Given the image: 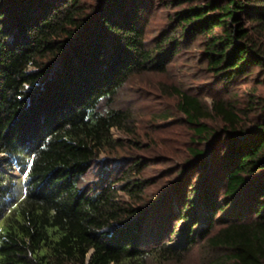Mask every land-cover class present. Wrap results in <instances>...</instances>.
<instances>
[{"label": "trees", "instance_id": "16d2710c", "mask_svg": "<svg viewBox=\"0 0 264 264\" xmlns=\"http://www.w3.org/2000/svg\"><path fill=\"white\" fill-rule=\"evenodd\" d=\"M183 56L191 78L205 73L204 90H224L209 103L185 84L141 87L176 101V113H150L151 144L159 120L190 132L183 178L153 206L146 164L119 156L112 131L142 147L135 104L119 97ZM260 86L264 0H0V165L8 155L23 178L18 197L0 168V264H173L195 244L201 264H264ZM171 214L189 218L180 249L176 231L159 230Z\"/></svg>", "mask_w": 264, "mask_h": 264}, {"label": "rangeland", "instance_id": "374dc122", "mask_svg": "<svg viewBox=\"0 0 264 264\" xmlns=\"http://www.w3.org/2000/svg\"><path fill=\"white\" fill-rule=\"evenodd\" d=\"M166 11L157 12L159 17H153L151 20V24L148 28V38H152L156 33L155 29L157 25H162V20H164ZM164 14V15H163ZM198 54L196 49L190 51L188 54L187 63L196 65L195 63V56ZM192 56V57H190ZM186 57H179V61L177 64H173L170 67V73L165 76H158L155 74L151 75H144L141 77V80L134 79L132 84L129 85L126 90H124L123 97L120 96V101L127 102L128 100L133 102L135 105V113L137 116V125L136 128L138 131L141 132L143 145L140 148H132L130 147L131 137L122 131L113 130V137L117 141H124V146L119 149V156L125 157L126 155H138L141 156L142 161L146 164V168L144 171V175L146 178L153 181V184L148 187L145 191L146 197L148 201L154 206L155 204L161 205L165 199H169L167 194L163 193L167 191L171 185L174 183H178L183 178L182 171L183 167L186 166V161L189 158V154L187 151V145H189V137L187 136L190 132H188L187 128L179 125L175 122L177 119H170L168 122L159 120L154 127L159 128V130L155 131V135L158 139L159 135L162 136L161 139L155 141L153 144L150 143V139L146 137L150 131V124L152 120V112H160L163 110H170L173 113H176L175 108V98L174 97H164V98H157V95L147 96L145 92H141V87L145 86L147 89H153L160 92V83L166 84H179V85H187L191 87V90L194 93H199L201 96L206 98V101L209 103L212 102L211 94H218L223 93V87H211L210 89L204 90V87L207 82L205 78V73H200L199 79L198 78H191L188 75V66L185 64ZM184 61V63H183ZM174 74H179L178 78L174 76ZM190 76V77H189ZM143 81V83H141ZM144 91V90H142ZM146 91V90H145ZM242 90L240 89V92ZM150 92V91H149ZM156 92V91H155ZM156 92V93H158ZM161 93V92H160ZM258 93L264 96V86H260L258 88ZM241 99L244 101L246 100V95H241ZM127 100V101H126ZM123 101V102H124ZM154 137V136H153ZM152 137V138H153ZM109 153V152H108ZM108 153L103 154V158L106 156L108 157ZM116 155V154H115ZM5 156V155H4ZM3 156V157H4ZM117 156V155H116ZM6 162L1 160L3 165H0L4 171L10 173L16 181V192L17 196L20 197L22 195V188H23V178H22V170L20 171L17 166H15V161L7 155L4 157ZM9 161V162H7ZM202 173V175H201ZM204 171L197 174L196 172L191 175V179L194 183H198L197 177L199 176L201 180H203ZM94 172L91 173V175ZM193 177V178H192ZM200 182V181H199ZM179 186V185H178ZM172 196H175V199H178V196L175 195V190L171 191ZM170 194V195H171ZM194 199L198 196V194L193 195ZM177 202L174 200V206L178 210ZM155 208V207H154ZM194 212L191 213V211ZM172 211V210H171ZM176 211V210H175ZM173 212V211H172ZM170 214V213H169ZM173 214V213H172ZM170 215V218L165 220V225L160 227V232H165L166 227H169V231L167 237L170 236L172 231H176L172 240L170 242L171 245H178L179 249L183 248L186 244L185 239L182 237L184 232V227L187 225L189 218L186 221H177L178 217L174 215ZM197 214V210L191 209L189 211V215ZM191 215V217H192ZM165 219V217H163ZM164 222V220H163ZM169 224V225H168ZM3 225V221L0 220V226ZM202 226V224H201ZM200 225L196 226L194 230H199ZM2 229V227L0 228ZM200 246L199 244H195L191 250L183 255L182 262H173V264H201L200 262Z\"/></svg>", "mask_w": 264, "mask_h": 264}]
</instances>
